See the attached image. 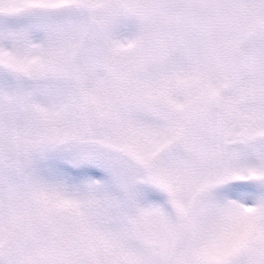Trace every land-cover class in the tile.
Masks as SVG:
<instances>
[{
    "label": "snow or ice",
    "instance_id": "obj_1",
    "mask_svg": "<svg viewBox=\"0 0 264 264\" xmlns=\"http://www.w3.org/2000/svg\"><path fill=\"white\" fill-rule=\"evenodd\" d=\"M0 264H264V0H0Z\"/></svg>",
    "mask_w": 264,
    "mask_h": 264
}]
</instances>
